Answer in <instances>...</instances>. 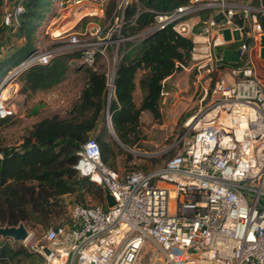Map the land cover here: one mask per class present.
I'll return each mask as SVG.
<instances>
[{
	"label": "built area",
	"instance_id": "obj_1",
	"mask_svg": "<svg viewBox=\"0 0 264 264\" xmlns=\"http://www.w3.org/2000/svg\"><path fill=\"white\" fill-rule=\"evenodd\" d=\"M10 1L2 23L15 29L23 0ZM107 1L58 0V7L87 9L82 16L103 15ZM129 1L117 4L121 13H114L117 22L107 33L118 32V38L98 36L99 28L85 38L62 31L56 36L67 38L59 45L38 48L15 71L74 50L92 65L98 54L108 56L109 43L171 24L194 41L193 83L200 106L185 120L177 150L150 169L119 174L104 162L98 140L90 136L78 149L75 167L106 186L117 203L75 202L69 218L42 237L32 231L19 243L40 255L41 264H136L149 242L157 247L160 264H264V78L256 68L264 0H189L158 13L142 32L123 36ZM231 42L237 43L235 63L226 59ZM15 86L10 91H17ZM7 90L0 95V117L10 113Z\"/></svg>",
	"mask_w": 264,
	"mask_h": 264
},
{
	"label": "trees",
	"instance_id": "obj_2",
	"mask_svg": "<svg viewBox=\"0 0 264 264\" xmlns=\"http://www.w3.org/2000/svg\"><path fill=\"white\" fill-rule=\"evenodd\" d=\"M188 1L130 0L123 12L125 22L121 34H138L156 22L158 13ZM56 3L58 0H23L20 23L11 28L23 42L0 57V84L10 70L38 49L37 31ZM117 3L110 0L109 16L121 13ZM2 5L0 0V34L4 28H10L2 23ZM260 20L264 28V13ZM194 45L192 38L180 34L171 24L127 39L120 45L114 93L109 104L116 137L106 124L99 125L108 99V72L105 63L99 62L103 56L98 54L92 65H79L78 68L85 70V80L78 97L64 114L57 112L38 119L18 146H5L0 141V225L24 222L28 226H56L67 219V212L69 218L67 202L62 198L65 194H75L77 202L83 203H87L86 196L91 194L97 203L106 206L103 185L81 176L75 167L78 149L98 129L95 137L104 162L119 174L143 168L144 164L137 162L129 166L134 156L120 143L133 147L145 137L141 119L145 111L154 119H161L166 78L192 63ZM81 56L80 50L66 51L46 63L29 64L15 77L21 83L20 92L30 95L63 80L72 69L71 59ZM138 85L142 93L140 102L135 99ZM43 105L36 103L31 113L38 114ZM9 116H1L0 125ZM119 156L123 157L125 167L131 168L120 172ZM10 260L11 264L42 263L40 255L5 238L0 242V264H9Z\"/></svg>",
	"mask_w": 264,
	"mask_h": 264
},
{
	"label": "rangeland",
	"instance_id": "obj_3",
	"mask_svg": "<svg viewBox=\"0 0 264 264\" xmlns=\"http://www.w3.org/2000/svg\"><path fill=\"white\" fill-rule=\"evenodd\" d=\"M109 2L110 0L106 3L103 15L87 14L83 16V12L87 9H61L58 7V3L54 4L52 10L37 31L36 44L38 48L46 50L49 47L59 45L60 40L67 38L66 35L63 37L56 36V34H60L62 31H64L65 34L68 32H77L81 38H85L91 31L95 32L96 29L99 28L100 31L98 36L102 38H118L119 33L115 31L110 36H107L108 30L117 22L115 16H109L107 14V6ZM117 2L119 6L124 3L125 0H117ZM12 4L13 3L9 0V2H5L2 5L3 14ZM226 33L229 36V32ZM22 42L23 38L17 35L16 31L11 28H4L3 32L0 34V57L2 54L5 55L8 51L13 50L16 45ZM123 42L124 39H119L118 41L109 43L107 47L108 56L103 57L102 60L99 61L105 63V69L108 72V99L104 115L101 118V123L110 127L115 137L116 134L110 126L111 123L108 121V105L113 96L112 94L110 97V94L112 92L114 93L110 77L119 60L118 51ZM226 48L227 46H225L226 59L235 63L237 61V55L234 53L230 54V51H226ZM70 63L72 69L63 80L56 82L49 87L39 89L30 95L20 92L19 89L21 83L14 78L19 73H15L16 67L8 72L3 79V81L7 79L6 83L0 91L1 95L5 88H9V91L7 90L5 92L4 97L6 99L5 104L10 110V113L7 115L10 116L4 124L0 125V141L3 145L18 146L23 141L25 134L38 119L57 112L64 114L65 109L76 100L85 80V70L83 67H78L82 64L88 65V63H85L82 57H74L71 59ZM195 72L196 69L194 67L191 68V65H189L176 72L174 76L167 81V88L163 92V98L161 101L162 117L160 120H156L151 113L147 111L143 113L141 119L142 131L145 137L140 143H138V145L128 147L120 143L134 156L133 160L130 161L129 166L133 162H137L138 164H144L143 168L150 169L164 163L177 150L180 145L178 140L185 128V120L200 106L199 90L196 91V86L193 83ZM139 75L140 73L138 76ZM16 82L18 83L17 91H10L11 88L14 89L16 87ZM177 91L179 94L178 98L173 96ZM141 94L140 86H137L135 91V99L137 102H140ZM36 103H43L44 105L38 114H32L31 109ZM117 162L120 172H123L127 168H131L125 167L122 156L118 157ZM62 198L67 202L68 211L70 205L77 202L75 194H65ZM86 201L88 203L99 202L91 194L86 196ZM65 216L68 218V212ZM27 227L35 233V238L42 237L48 229V227L41 224L34 226L27 225ZM2 240L3 239L0 236V242ZM160 263V254L157 247L151 242L145 244L139 253L136 264Z\"/></svg>",
	"mask_w": 264,
	"mask_h": 264
},
{
	"label": "water",
	"instance_id": "obj_4",
	"mask_svg": "<svg viewBox=\"0 0 264 264\" xmlns=\"http://www.w3.org/2000/svg\"><path fill=\"white\" fill-rule=\"evenodd\" d=\"M115 71H116V68L114 70V73H113V76L111 79V84L113 85V91H114ZM18 72L19 71H15V73H18ZM112 94H113V92L110 94V97L112 96ZM109 106L110 105H108V110H109ZM103 188L105 191V199H106V203H107L108 207L114 206L117 203L116 198L114 197V195L111 193V191L106 186H103ZM31 232H32V230H30L24 222H20L17 225H10V224L0 225V236H1V238L2 239L11 238L15 242H19L21 240L26 239L30 235Z\"/></svg>",
	"mask_w": 264,
	"mask_h": 264
},
{
	"label": "crops",
	"instance_id": "obj_5",
	"mask_svg": "<svg viewBox=\"0 0 264 264\" xmlns=\"http://www.w3.org/2000/svg\"><path fill=\"white\" fill-rule=\"evenodd\" d=\"M263 39H264V35L261 38V45H262V47H261V57L256 60V68H257V70L259 71V73L264 78V54H263V51H264V43H263ZM226 46H227L226 51H228V52L230 51V54L234 53V54L237 55V43L231 42L229 45H226ZM192 64H193V60H192V63L190 64L191 65V68H192ZM173 76H174V74L171 75V76H168L166 78V80L168 81ZM167 92H169V91H167ZM173 96H176V98H178L179 97L178 91L175 94H173ZM99 125L100 126L102 125L101 121H100ZM97 131H98V129L96 131L92 132L91 135H94L95 136L96 133H97Z\"/></svg>",
	"mask_w": 264,
	"mask_h": 264
},
{
	"label": "bare ground",
	"instance_id": "obj_6",
	"mask_svg": "<svg viewBox=\"0 0 264 264\" xmlns=\"http://www.w3.org/2000/svg\"><path fill=\"white\" fill-rule=\"evenodd\" d=\"M112 92V91H111Z\"/></svg>",
	"mask_w": 264,
	"mask_h": 264
}]
</instances>
